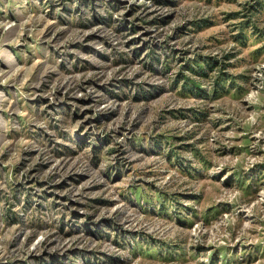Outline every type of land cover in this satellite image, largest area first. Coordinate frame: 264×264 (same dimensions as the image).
<instances>
[{
  "label": "rangeland",
  "instance_id": "374dc122",
  "mask_svg": "<svg viewBox=\"0 0 264 264\" xmlns=\"http://www.w3.org/2000/svg\"><path fill=\"white\" fill-rule=\"evenodd\" d=\"M0 264H264V0H0Z\"/></svg>",
  "mask_w": 264,
  "mask_h": 264
}]
</instances>
